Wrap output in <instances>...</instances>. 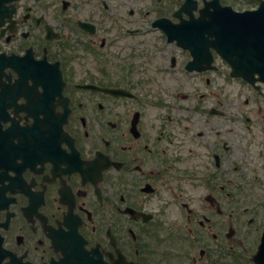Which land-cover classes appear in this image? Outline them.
I'll return each mask as SVG.
<instances>
[{
	"label": "flooded vegetation",
	"instance_id": "flooded-vegetation-1",
	"mask_svg": "<svg viewBox=\"0 0 264 264\" xmlns=\"http://www.w3.org/2000/svg\"><path fill=\"white\" fill-rule=\"evenodd\" d=\"M195 1L0 0V264H169L174 239L223 264L243 191L264 264V82L230 76Z\"/></svg>",
	"mask_w": 264,
	"mask_h": 264
},
{
	"label": "rangeland",
	"instance_id": "rangeland-1",
	"mask_svg": "<svg viewBox=\"0 0 264 264\" xmlns=\"http://www.w3.org/2000/svg\"><path fill=\"white\" fill-rule=\"evenodd\" d=\"M239 7V6H237ZM226 99H227V110H228V115L229 117L232 116L231 113H235L236 110L233 108L238 105V98H237V87L236 83L232 84H227L226 85ZM247 93V91H245ZM248 94H244L241 96V102L243 105L245 104L246 97H248ZM264 102V99L262 100ZM235 212H236V223H237V228H236V240H237V245L239 246L237 248V252H234V257H231L232 254L229 252V247L226 244V248L223 251V264H250L249 261V250L247 249L248 243H247V234L249 230H251L250 225L247 223V220L249 221L250 217L252 216L249 212L248 214L245 211L246 208V200H245V193L240 192V193H235ZM264 206V204L262 205ZM262 206H257L258 211L260 212V209ZM264 214H260L262 216ZM170 247V249H168ZM166 249L168 257L167 260L169 264H186V261L182 260L179 258L176 259L172 256V253L174 250H179V248H183L184 245L181 243V241H178L177 239H174L172 244H168ZM187 248L189 249L190 253H194L197 256H199L200 253V245H198L196 242H194L192 239H190V242L187 240Z\"/></svg>",
	"mask_w": 264,
	"mask_h": 264
},
{
	"label": "water",
	"instance_id": "water-1",
	"mask_svg": "<svg viewBox=\"0 0 264 264\" xmlns=\"http://www.w3.org/2000/svg\"><path fill=\"white\" fill-rule=\"evenodd\" d=\"M226 10H229V9H226ZM232 9L230 8V11ZM234 17H236V19H238V28L242 31V36L243 38L245 37V29H246V26L248 24V19L246 17L245 14H242V13H235V15H232ZM222 20V19H221ZM226 21V22H225ZM220 26H225L226 28H221L219 29L220 31H230L232 29V23L231 21H228V19L224 20V21H220ZM231 41H232V38H231ZM240 56L244 57V60H247V56H246V53L245 51H242L240 53ZM231 63V65H233V73L232 75L233 76H243L244 78L250 80V77L249 75H252L249 71H251V63L249 62H245L242 66L241 64L239 65H235L234 64V60H232L233 62H231L230 59H228ZM261 63V62H260ZM261 65L263 66V62L261 63Z\"/></svg>",
	"mask_w": 264,
	"mask_h": 264
}]
</instances>
